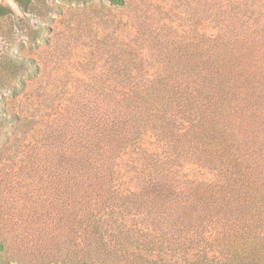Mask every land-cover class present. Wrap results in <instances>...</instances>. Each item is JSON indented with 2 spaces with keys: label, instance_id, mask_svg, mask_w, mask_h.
Returning <instances> with one entry per match:
<instances>
[{
  "label": "trees",
  "instance_id": "1",
  "mask_svg": "<svg viewBox=\"0 0 264 264\" xmlns=\"http://www.w3.org/2000/svg\"><path fill=\"white\" fill-rule=\"evenodd\" d=\"M259 1L179 0L213 34L137 14L145 64L126 47L103 48L109 77L82 81L0 166V255L119 264L129 246L166 247L195 249L202 257L190 264H264V15L245 12ZM9 10L0 2V16ZM16 117L0 116V139ZM184 163L208 178L187 177ZM115 212L145 228L124 230Z\"/></svg>",
  "mask_w": 264,
  "mask_h": 264
},
{
  "label": "rangeland",
  "instance_id": "2",
  "mask_svg": "<svg viewBox=\"0 0 264 264\" xmlns=\"http://www.w3.org/2000/svg\"><path fill=\"white\" fill-rule=\"evenodd\" d=\"M0 2L10 9L0 16V116H17L1 126L4 134L0 139V166L19 156L23 144L40 127L42 114L61 107L71 94L83 90L82 81L109 77L103 48L111 53L126 47L135 53L138 66L145 64L144 50L133 39L132 20L137 14L178 30L194 27L206 34L215 32L206 20L186 15L178 6L179 0H126L123 6L108 0H31L27 8L14 0ZM245 12L253 18L261 17L264 0L247 7ZM141 143L148 149L156 146L149 136H144ZM181 171L193 179L209 176L193 163H184ZM122 180L123 187L130 185L125 175ZM112 215L117 216L124 230L145 228L135 215ZM182 252L166 247L138 250L129 246L128 253L119 257V264H190L202 257L195 249ZM0 264H18L11 248L0 255Z\"/></svg>",
  "mask_w": 264,
  "mask_h": 264
}]
</instances>
